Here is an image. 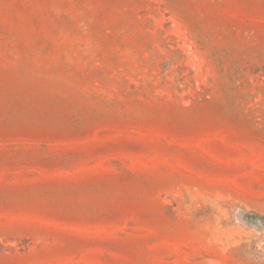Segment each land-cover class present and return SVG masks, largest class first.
<instances>
[{
  "label": "rangeland",
  "instance_id": "rangeland-1",
  "mask_svg": "<svg viewBox=\"0 0 264 264\" xmlns=\"http://www.w3.org/2000/svg\"><path fill=\"white\" fill-rule=\"evenodd\" d=\"M0 264H264V0H0Z\"/></svg>",
  "mask_w": 264,
  "mask_h": 264
}]
</instances>
